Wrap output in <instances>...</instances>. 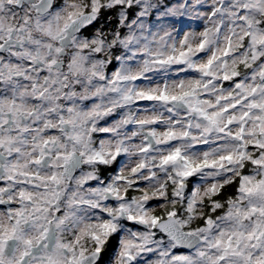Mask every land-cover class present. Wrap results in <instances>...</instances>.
<instances>
[{
  "label": "clouds",
  "instance_id": "clouds-1",
  "mask_svg": "<svg viewBox=\"0 0 264 264\" xmlns=\"http://www.w3.org/2000/svg\"><path fill=\"white\" fill-rule=\"evenodd\" d=\"M0 264H264V0H0Z\"/></svg>",
  "mask_w": 264,
  "mask_h": 264
}]
</instances>
